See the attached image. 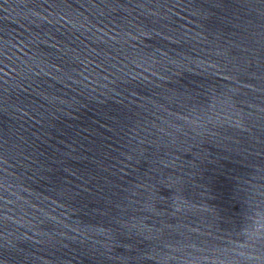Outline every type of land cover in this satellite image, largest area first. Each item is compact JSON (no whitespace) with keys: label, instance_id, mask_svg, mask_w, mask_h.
<instances>
[{"label":"water","instance_id":"95a60500","mask_svg":"<svg viewBox=\"0 0 264 264\" xmlns=\"http://www.w3.org/2000/svg\"><path fill=\"white\" fill-rule=\"evenodd\" d=\"M0 264H264V0H0Z\"/></svg>","mask_w":264,"mask_h":264}]
</instances>
